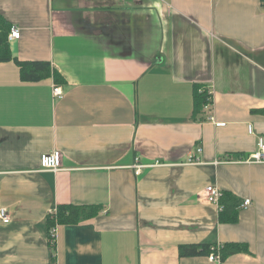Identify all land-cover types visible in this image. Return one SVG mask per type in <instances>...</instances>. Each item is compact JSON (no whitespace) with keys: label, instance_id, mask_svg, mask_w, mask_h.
Wrapping results in <instances>:
<instances>
[{"label":"crops","instance_id":"obj_1","mask_svg":"<svg viewBox=\"0 0 264 264\" xmlns=\"http://www.w3.org/2000/svg\"><path fill=\"white\" fill-rule=\"evenodd\" d=\"M0 13L19 30L12 54L66 81L55 97L52 78L0 62V264H264V162L244 161L264 142V3L0 0ZM194 84L212 99L196 117ZM53 150L61 168L41 169ZM208 185L250 200L237 222L218 220ZM59 204L102 210L57 225L52 251ZM226 242L249 250L178 255Z\"/></svg>","mask_w":264,"mask_h":264},{"label":"trees","instance_id":"obj_2","mask_svg":"<svg viewBox=\"0 0 264 264\" xmlns=\"http://www.w3.org/2000/svg\"><path fill=\"white\" fill-rule=\"evenodd\" d=\"M262 3L264 0H260ZM12 27L0 13V62L13 61L18 67L20 80L23 82H37L45 78H52L54 85L62 86L65 79L62 74L46 60H19L10 49L7 39ZM207 104H212L210 92L199 84L193 85L192 115L196 117ZM264 113V109L260 110ZM218 220L223 223H235L238 220L240 200L229 191H221ZM102 210L100 204H59L46 215L47 244L54 251L55 242L51 239V229L60 224H77L96 217ZM8 224V223H7ZM6 225V224H3ZM248 246L241 242H226L223 244L191 243L178 246L179 257H190L217 254L219 261L239 252H248ZM52 262L54 255L51 256Z\"/></svg>","mask_w":264,"mask_h":264},{"label":"built area","instance_id":"obj_3","mask_svg":"<svg viewBox=\"0 0 264 264\" xmlns=\"http://www.w3.org/2000/svg\"><path fill=\"white\" fill-rule=\"evenodd\" d=\"M264 3V2H263ZM19 37V30L16 27H11L7 39L8 41L11 39H15ZM53 95L55 97H60L62 95V90L60 86L54 85L53 86ZM210 104H207L205 107H209ZM208 119L213 120V117L211 115L208 116ZM249 132H252V127L248 126ZM200 148L197 149V153L200 152ZM198 158L195 157L194 160L189 159L188 162L190 163H196L198 162ZM244 161L246 162H256V163H263L264 162V142L262 137L258 138L257 141V149L253 153H251ZM61 153L59 150H53L49 153H43L40 155L39 159V165L40 168L43 170H50V171H56L61 168ZM204 199L209 202L216 205L219 209V211L222 209V206L219 204V197L221 195V191L213 186L208 185L203 190ZM250 205V200L246 199L241 204L240 207L246 208ZM10 222V217L8 215V212L6 208L0 206V224H7ZM55 228L51 229V236L54 238L55 242ZM211 260H217L219 261V256L217 254H209L208 255Z\"/></svg>","mask_w":264,"mask_h":264},{"label":"bare ground","instance_id":"obj_4","mask_svg":"<svg viewBox=\"0 0 264 264\" xmlns=\"http://www.w3.org/2000/svg\"><path fill=\"white\" fill-rule=\"evenodd\" d=\"M241 208V207H240ZM244 209V208H243ZM222 210V209H221ZM51 239H52V237H51ZM54 239V238H53Z\"/></svg>","mask_w":264,"mask_h":264}]
</instances>
